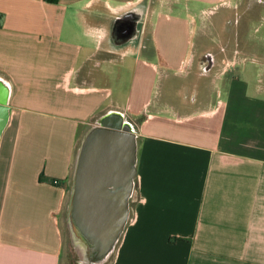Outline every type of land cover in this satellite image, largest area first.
<instances>
[{"label":"crops","instance_id":"0c3cea01","mask_svg":"<svg viewBox=\"0 0 264 264\" xmlns=\"http://www.w3.org/2000/svg\"><path fill=\"white\" fill-rule=\"evenodd\" d=\"M185 1L0 0L10 89L0 264H63L60 215L78 137L109 109L124 111L139 137L131 217L106 264H264V97L250 82L259 71L246 60L238 76L230 64L214 71L215 57L193 66L197 5L233 0ZM150 49L155 57H141ZM191 75L201 92L222 80L215 98L174 96L170 77ZM32 80L51 92L37 105L24 96Z\"/></svg>","mask_w":264,"mask_h":264},{"label":"water","instance_id":"95a60500","mask_svg":"<svg viewBox=\"0 0 264 264\" xmlns=\"http://www.w3.org/2000/svg\"><path fill=\"white\" fill-rule=\"evenodd\" d=\"M10 89L0 77V134ZM138 130L124 111L109 109L83 132L75 150L65 220L77 264H104L131 217Z\"/></svg>","mask_w":264,"mask_h":264},{"label":"rangeland","instance_id":"374dc122","mask_svg":"<svg viewBox=\"0 0 264 264\" xmlns=\"http://www.w3.org/2000/svg\"><path fill=\"white\" fill-rule=\"evenodd\" d=\"M184 2L186 1L179 0L181 4ZM202 7L205 9L203 12H201ZM209 8H214L215 11L206 10ZM193 17L194 24L190 32V42L188 44V51H190L189 57H194L193 66L198 63L199 65H205L204 68H206L207 59H209V57H215L216 62L214 71H219L223 69V66L230 64L231 66L233 65L234 69L232 70L231 68L228 74L231 76H238L235 73L238 72L240 67L244 64V60H246L245 63L248 64L249 67L252 66L254 67L252 68L253 70L259 71V79L255 72H252L250 82L252 86L254 85L253 87L259 83L258 85L263 89V92L258 94L264 97V0H233L232 2H218L216 4H214V2H205L197 5ZM151 51L152 49L142 53L141 57H155L154 51ZM251 61H253L256 66H253ZM120 66L124 74L126 73V78L123 80L127 81L129 78L127 74L129 75L130 69H123V65ZM170 71L171 70H169V72ZM191 78L196 79V81H192ZM164 80L162 81L164 82ZM170 80L172 84L171 87L173 86L174 96L182 92H187L189 94H195L204 101L209 98H215L217 93L216 87L217 85L221 86L222 81L218 80L215 83L208 81L204 85V90L201 92V87L196 85L201 79L196 75H191L190 80H181L176 76H171ZM159 83L161 86L160 95H163L167 86H164L161 82ZM33 84L34 80L30 81L29 87H26V92L24 93L28 103L37 105V103L43 101L42 98H44V95L47 94V96L50 97L51 92H47L46 86L43 91L41 86L32 87ZM115 84L116 83H112L113 86ZM114 95L115 93L113 92V96ZM165 97L167 98L168 95L164 94L163 98ZM97 116L92 117L91 123L94 122ZM86 127L87 126H84L82 128L78 141ZM60 227L63 235L62 263L77 264V255L71 245L69 231L66 226L65 206L61 210ZM104 264H106V262Z\"/></svg>","mask_w":264,"mask_h":264},{"label":"trees","instance_id":"16d2710c","mask_svg":"<svg viewBox=\"0 0 264 264\" xmlns=\"http://www.w3.org/2000/svg\"><path fill=\"white\" fill-rule=\"evenodd\" d=\"M48 1H57V0H48ZM80 139H81V137H80ZM80 139H79V141H80ZM79 141L77 142V145L79 144Z\"/></svg>","mask_w":264,"mask_h":264}]
</instances>
